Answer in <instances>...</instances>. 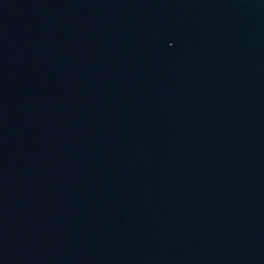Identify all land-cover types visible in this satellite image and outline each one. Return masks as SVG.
I'll use <instances>...</instances> for the list:
<instances>
[{
    "label": "water",
    "instance_id": "obj_1",
    "mask_svg": "<svg viewBox=\"0 0 264 264\" xmlns=\"http://www.w3.org/2000/svg\"><path fill=\"white\" fill-rule=\"evenodd\" d=\"M0 264H264V0H0Z\"/></svg>",
    "mask_w": 264,
    "mask_h": 264
}]
</instances>
